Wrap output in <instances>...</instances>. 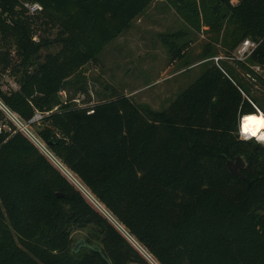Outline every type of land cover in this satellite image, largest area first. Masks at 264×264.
Instances as JSON below:
<instances>
[{
    "label": "trees",
    "instance_id": "16d2710c",
    "mask_svg": "<svg viewBox=\"0 0 264 264\" xmlns=\"http://www.w3.org/2000/svg\"><path fill=\"white\" fill-rule=\"evenodd\" d=\"M24 1L43 11L29 15ZM153 1L0 0V123L10 128L0 133V264H264V143L242 138L238 121L264 107L232 68L208 62L211 43L199 77L163 109L127 95L89 107L61 97ZM169 1L228 54L260 41L238 63L263 75L264 0ZM42 26L57 36L36 42ZM6 76L18 87L4 89ZM237 155L251 183L230 173Z\"/></svg>",
    "mask_w": 264,
    "mask_h": 264
},
{
    "label": "rangeland",
    "instance_id": "374dc122",
    "mask_svg": "<svg viewBox=\"0 0 264 264\" xmlns=\"http://www.w3.org/2000/svg\"><path fill=\"white\" fill-rule=\"evenodd\" d=\"M231 1L236 3L238 0ZM207 30L208 27L204 25L200 31L190 28L171 1L154 0L132 22L129 29L105 47L96 61L88 62L70 79L72 87L70 90H63L61 97L64 100L72 98V102L78 107H89L120 95H127L139 105H148L154 110L163 109L178 93L193 83L206 67L207 62L204 63L203 54L210 49L209 43L213 47L214 56L226 57L231 54H228L220 43L214 42ZM179 31L182 33L178 36L176 33ZM57 33V28L46 31L42 26L36 31L34 40L39 41L40 35L54 39ZM60 47L54 45L44 48L41 53L43 56L55 53ZM176 47L183 48L182 56L178 58H174ZM210 61L214 60L208 62ZM220 63L232 68L244 83L250 86L252 94L258 97L264 107V73L259 77L249 75L250 72L243 65L226 58ZM3 81L4 89L16 83L8 76L4 77ZM79 87L81 90L77 91ZM256 109L263 111L259 107ZM25 126L18 125L20 128H26ZM27 129L32 133L34 128ZM241 133L239 127L240 136ZM35 141L38 143V140ZM39 146L59 164L62 171L67 170L49 153L44 144ZM103 212L111 218L105 209ZM86 235V230L75 231L73 245L83 243Z\"/></svg>",
    "mask_w": 264,
    "mask_h": 264
},
{
    "label": "built area",
    "instance_id": "2783aa9c",
    "mask_svg": "<svg viewBox=\"0 0 264 264\" xmlns=\"http://www.w3.org/2000/svg\"><path fill=\"white\" fill-rule=\"evenodd\" d=\"M22 6L27 11V13L29 15H32V16L33 15H37V14H39V13H41L43 11V6L39 2L24 1L22 3ZM259 44H260V41L253 40L251 38H246L236 47V49L231 54L226 55V57L217 55V56L212 57L211 59L214 60V62L217 63L218 65H220V61L224 60V58H226L228 60H234V61H237V62L247 63L248 59L251 57V55L254 53V51L258 48ZM250 67H251L253 73H261L263 71L262 66L259 65V64L251 65ZM248 74L251 75V73H248ZM12 86L13 87H18L17 82L15 84L13 83ZM4 109L8 113V115L18 125L25 126L24 124L19 122L7 108L4 107ZM42 117H43L42 113L38 112V113H36V116H35L34 120L35 121H39V120L42 119ZM25 127L26 128H22V129L25 130L34 140H38L33 133H30V131L28 132V129H27L28 127L27 126H25ZM4 129L5 130L6 129L10 130V128L7 127V125L0 123V133H2V131ZM241 136L244 139L251 138V137H249L248 135H246L244 133H241ZM38 144H41L39 140H38ZM63 167H65V166H63Z\"/></svg>",
    "mask_w": 264,
    "mask_h": 264
},
{
    "label": "bare ground",
    "instance_id": "6f19581e",
    "mask_svg": "<svg viewBox=\"0 0 264 264\" xmlns=\"http://www.w3.org/2000/svg\"><path fill=\"white\" fill-rule=\"evenodd\" d=\"M241 130L242 133L249 137H256L264 142V112L258 111L245 115L241 124ZM65 173L70 177L66 170Z\"/></svg>",
    "mask_w": 264,
    "mask_h": 264
},
{
    "label": "water",
    "instance_id": "95a60500",
    "mask_svg": "<svg viewBox=\"0 0 264 264\" xmlns=\"http://www.w3.org/2000/svg\"><path fill=\"white\" fill-rule=\"evenodd\" d=\"M257 111H259V109H257ZM245 115H247V114H245ZM245 115H240L239 120H238L239 121V127H241V124H242V121H243V118ZM246 165H247L246 160L242 155H237L235 157V159H228L227 160V167H228V169L232 175L239 177V178H242L243 180L251 183L249 178L246 175H244L241 171L243 168L246 167ZM64 173H65V171H64ZM57 195H58V197L64 196L63 194H60V193H57ZM81 244H83V243H81ZM81 244L76 245L75 246L76 249H78L81 246ZM152 263H154V262H152Z\"/></svg>",
    "mask_w": 264,
    "mask_h": 264
}]
</instances>
